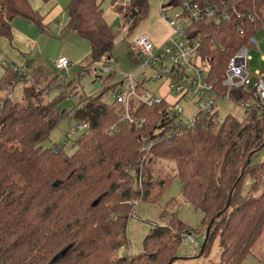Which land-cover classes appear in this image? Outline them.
I'll list each match as a JSON object with an SVG mask.
<instances>
[{
	"label": "trees",
	"instance_id": "1",
	"mask_svg": "<svg viewBox=\"0 0 264 264\" xmlns=\"http://www.w3.org/2000/svg\"><path fill=\"white\" fill-rule=\"evenodd\" d=\"M103 2L70 0L64 31L89 42L91 62L107 64L115 34ZM122 3L112 0L113 11L134 15L133 28L149 14L148 0ZM238 7L254 13L255 20L234 15L219 26L205 22L194 29L220 85L230 57L264 30V0L241 1ZM20 17L44 33L49 30L31 0H0V37H11L12 22ZM106 73L97 71L103 90L81 95L69 112L62 102L73 100L78 87L60 85L57 76L45 87L29 82L0 108V264H174L182 230L200 236L202 246L208 228L205 249L197 255L207 257L218 239L217 264H242L264 233V159L254 160L264 148V111L217 121L198 113L195 126L185 129L173 126L176 115L165 102L153 110L133 105L134 116L145 120L138 127L120 122L114 96L124 81L116 82L113 70ZM21 81L26 82L23 75L5 66L0 90ZM54 83L61 91L56 96ZM108 93L114 94L112 100L105 98ZM237 96L251 98L243 90H236ZM67 116L88 124L72 153L66 151L67 140L44 145ZM114 124L118 128L110 133ZM175 178L181 181V196L204 214L201 224L194 229L185 223L173 198L144 237L143 251L119 254L128 244L134 203H158ZM166 218L171 222L163 225Z\"/></svg>",
	"mask_w": 264,
	"mask_h": 264
},
{
	"label": "rangeland",
	"instance_id": "2",
	"mask_svg": "<svg viewBox=\"0 0 264 264\" xmlns=\"http://www.w3.org/2000/svg\"><path fill=\"white\" fill-rule=\"evenodd\" d=\"M34 9L40 11V14L45 18L46 23L49 26L47 33L40 32L34 23L30 20L17 18L13 26L15 30L24 32L34 40L40 36L39 40H35V44L32 47V54H28L31 64L28 65V72L24 74L25 81H21L17 84L15 90V96H20L23 91V86L29 82L36 83L38 86L45 87L50 84L51 79L58 77L57 82L60 85L64 83L68 84L72 82L73 87H78L79 92L74 95L73 100L65 99L62 102V106L68 112L72 110L74 104L79 101L81 95H93L100 93L105 84L104 81L97 78V71L91 70V66L94 62L90 60V44L79 34L75 32H65V27L69 21L68 13L66 11L70 0H54L52 4H46L42 0H31ZM125 0H123L124 2ZM150 4L151 16L155 13L157 18L158 13V0H148ZM171 0H165L170 2ZM103 9L105 16L110 21V27L115 34V43L108 61V65L116 73L115 81L120 83L124 81V77L129 74H134L136 80H143L146 77L143 90L156 96L163 95V89L159 88L164 85L165 78L157 79L156 74L150 68H142L141 60L135 55L133 49L134 37L140 33L144 21L140 22L135 28V16L129 15L127 18L121 15H117L113 11L112 0H104ZM180 10L171 9L168 12V16L173 17ZM151 16H149L151 18ZM153 18V17H152ZM155 18V19H156ZM39 33V34H38ZM38 34V36H37ZM258 41V45L251 48L249 55L250 67L252 70H261L264 68V30L255 36ZM65 55L71 60L72 65L69 70H57L55 63L61 55ZM9 61V60H5ZM5 61H0L2 64ZM103 63V62H96ZM6 65H12L8 63ZM4 65V66H6ZM39 66L43 67V73L35 72L39 69ZM90 68V69H89ZM11 69V68H10ZM12 70V69H11ZM103 77L108 73L99 72ZM54 89L52 96H56L59 91L58 86L54 83ZM120 86H122L120 84ZM58 88V89H57ZM141 92V90H139ZM114 94L108 93L105 98L108 100L113 99ZM251 104L254 105L256 101L251 97ZM219 118L223 120L228 114H232L238 119H242L245 116V109L240 105L232 101H219ZM183 109L182 118L185 121L191 120V118L198 113V107L193 101L181 103ZM77 122L70 116H67L57 128L52 132L51 139H47L44 145H52V142H60L67 140V152L72 153L74 151L73 142L77 136L81 133L76 130ZM264 159V148L257 152L254 156V160ZM174 167L173 162H170ZM167 166V165H166ZM168 166V167H171ZM247 184V181H246ZM177 200V211L179 217L185 221L191 228L196 229L201 224L204 214L196 210L195 207L187 202L181 196V181L179 178H175L173 182L165 190L158 203H148L144 201H136L134 204L135 211L130 217L127 226V238L128 244L122 247L118 253H130L138 254L143 251L144 237L149 232L153 223H160L161 211L167 206V203L171 199ZM171 219L166 218L163 220V225L170 224ZM208 230V229H207ZM206 230V233H207ZM182 245L178 251V259L174 264H217L220 257V244L219 240L213 241L210 249V253L207 257L198 256L202 246L199 244L200 236L187 234L185 230H182ZM210 232V230H209ZM197 237V238H196ZM195 239L197 242L192 243L190 240ZM202 245V244H201ZM264 257V233L259 239L257 245L254 248V253L250 254L242 264H261L260 258Z\"/></svg>",
	"mask_w": 264,
	"mask_h": 264
},
{
	"label": "built area",
	"instance_id": "3",
	"mask_svg": "<svg viewBox=\"0 0 264 264\" xmlns=\"http://www.w3.org/2000/svg\"><path fill=\"white\" fill-rule=\"evenodd\" d=\"M180 2L177 4V2ZM171 0L161 1V17L169 33L162 43L155 40L146 32H141L134 37L133 49L135 55L141 60L142 68H150L156 74L157 79L165 78V83L159 90L163 89V95L156 96L143 90V80H136L134 74L125 77V83L121 91L114 96L119 106V120L123 123L135 124L143 127L145 120L134 116L131 109L133 105H144L148 110H153L158 104L165 102L169 109L176 115V126L191 128L195 126L197 117L185 121L182 118L183 109L181 103L193 101L198 107V113L204 114L212 121L219 118V101H232L240 104L245 109V115L254 111H264V68L252 70L250 67L249 52L252 47L258 45L255 36L251 37L249 44L241 46L230 57L222 84L218 80L213 81L211 76V58L204 54L203 39L194 31L201 23H216L218 26L224 20H230L236 15L237 18L252 22L255 14L239 10V3L245 0ZM130 0L122 4L127 5ZM171 9L180 10L173 17L168 16ZM263 31V30H262ZM8 61L3 64L6 65ZM10 63V62H8ZM72 65L70 60L61 56L55 63L57 70H69ZM10 68L21 74H27V64L12 62ZM98 72H109L111 67L103 63H95L91 66ZM17 85H11L0 90V108L7 99L14 96ZM141 90V92H139ZM236 90H243L256 101L251 104V98L239 99L233 97ZM76 91H79L77 88ZM73 96L70 95L69 98ZM197 113V114H198ZM87 123H78L76 130H84ZM116 124L109 129L110 133L117 130ZM192 243L195 239L190 240Z\"/></svg>",
	"mask_w": 264,
	"mask_h": 264
},
{
	"label": "crops",
	"instance_id": "4",
	"mask_svg": "<svg viewBox=\"0 0 264 264\" xmlns=\"http://www.w3.org/2000/svg\"><path fill=\"white\" fill-rule=\"evenodd\" d=\"M53 1L49 2L48 4H52ZM161 1L162 0H158L159 4H158L157 18H156L155 13L151 16L150 4H149V14L143 20L144 24H143L141 31H140V33L141 32L148 33L155 40L156 43H162L169 33V30L164 25V22H163L162 17H161V10H160L161 9ZM148 3H149V1H148ZM149 16H151V18ZM106 20L110 24V21L107 17H106ZM14 21L12 22V26H13ZM37 29L40 32H42L38 27H37ZM42 33L44 34V32H42ZM38 34H37V36H38ZM39 37L40 36H38V38L35 40H39L40 39ZM35 40L32 37H30L29 35H27L26 33L20 32L17 29L15 30V28L13 26L11 37H0V61L9 60L8 62H10V63L14 62L17 64H27L30 66L31 61H30V58L28 57V54H30V55L32 54V47L35 44ZM61 56H65V55L63 54ZM66 58H68V57H66ZM70 62H71V60H70ZM71 63H73V62H71ZM4 70H5V66H4V64H2V62H0V78L3 76ZM37 73H40V74L43 73V67L42 66H39V69L36 70L35 76L38 75ZM22 80H24V79H22ZM40 86H42V85H40ZM15 90H16V88H15Z\"/></svg>",
	"mask_w": 264,
	"mask_h": 264
},
{
	"label": "water",
	"instance_id": "5",
	"mask_svg": "<svg viewBox=\"0 0 264 264\" xmlns=\"http://www.w3.org/2000/svg\"><path fill=\"white\" fill-rule=\"evenodd\" d=\"M209 229H210V228H208L206 238H205V240H204V242H203V244H202V251H204L205 246H206V243H207V241H208ZM67 250H68V248H66V249L62 250L60 253H58V254L54 257V260H57L59 257L65 255L66 252H67Z\"/></svg>",
	"mask_w": 264,
	"mask_h": 264
}]
</instances>
